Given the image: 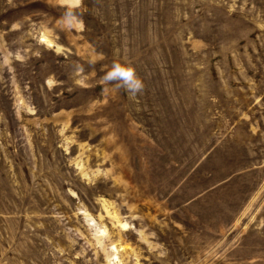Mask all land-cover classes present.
<instances>
[{"label":"rangeland","instance_id":"1","mask_svg":"<svg viewBox=\"0 0 264 264\" xmlns=\"http://www.w3.org/2000/svg\"><path fill=\"white\" fill-rule=\"evenodd\" d=\"M66 11L0 0V264H264V0Z\"/></svg>","mask_w":264,"mask_h":264},{"label":"clouds","instance_id":"2","mask_svg":"<svg viewBox=\"0 0 264 264\" xmlns=\"http://www.w3.org/2000/svg\"><path fill=\"white\" fill-rule=\"evenodd\" d=\"M81 2L82 0H60L61 4L67 5V11L63 18V23L66 27L83 26V21H78L73 12V9L78 8ZM82 71V68L78 69L77 74ZM102 79L106 84H114L117 90L124 89L131 97H135L144 88L142 80L137 76L134 67L130 64L113 63ZM77 83H82V81H77Z\"/></svg>","mask_w":264,"mask_h":264},{"label":"bare ground","instance_id":"3","mask_svg":"<svg viewBox=\"0 0 264 264\" xmlns=\"http://www.w3.org/2000/svg\"><path fill=\"white\" fill-rule=\"evenodd\" d=\"M47 40V39H46ZM49 43V41H47ZM51 44V43H50ZM114 247V246H113Z\"/></svg>","mask_w":264,"mask_h":264}]
</instances>
